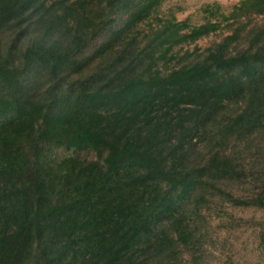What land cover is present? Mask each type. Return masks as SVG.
I'll return each mask as SVG.
<instances>
[{
  "label": "trees",
  "instance_id": "1",
  "mask_svg": "<svg viewBox=\"0 0 264 264\" xmlns=\"http://www.w3.org/2000/svg\"><path fill=\"white\" fill-rule=\"evenodd\" d=\"M165 1L0 0V264H195L264 209V0Z\"/></svg>",
  "mask_w": 264,
  "mask_h": 264
},
{
  "label": "rangeland",
  "instance_id": "2",
  "mask_svg": "<svg viewBox=\"0 0 264 264\" xmlns=\"http://www.w3.org/2000/svg\"><path fill=\"white\" fill-rule=\"evenodd\" d=\"M240 0H166L160 7L161 15H173L178 21L188 20L190 25H200L209 19L211 7L218 5L220 14H228ZM217 36H210L197 42L205 48ZM190 50L194 47L190 46ZM67 155L65 151L60 153ZM236 195H249L248 186L233 188ZM208 236L207 251L201 261L195 264H264V250L260 244V229L264 225V209L233 207L227 203L211 207L205 215ZM183 264H193L186 259Z\"/></svg>",
  "mask_w": 264,
  "mask_h": 264
}]
</instances>
